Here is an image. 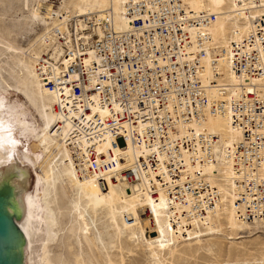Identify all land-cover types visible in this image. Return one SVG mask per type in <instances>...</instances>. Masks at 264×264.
Masks as SVG:
<instances>
[{"label": "built area", "instance_id": "1", "mask_svg": "<svg viewBox=\"0 0 264 264\" xmlns=\"http://www.w3.org/2000/svg\"><path fill=\"white\" fill-rule=\"evenodd\" d=\"M124 17L126 30L111 11L62 21L36 65L57 97L54 112L71 125L65 144L80 176L105 187L120 169L128 185L165 197L171 227L186 237L218 210L223 185L238 220L264 222V97L253 83L264 79V17L226 47L212 35L217 15L196 13L184 0H127ZM226 60L235 86L219 82ZM219 116L240 132L232 145L203 127ZM209 167H222L213 180Z\"/></svg>", "mask_w": 264, "mask_h": 264}, {"label": "bare ground", "instance_id": "2", "mask_svg": "<svg viewBox=\"0 0 264 264\" xmlns=\"http://www.w3.org/2000/svg\"><path fill=\"white\" fill-rule=\"evenodd\" d=\"M126 1L74 0L72 5L64 4L53 9V6L40 7L38 0H30L31 5H38V16L46 14L50 28H47L27 48L18 45L17 35L12 34L14 31L9 32L4 26V20L0 19V90L17 93L36 111L43 123L38 138L45 148L44 153L50 159L45 165L37 166L39 172L37 169L35 180L44 198L40 264H97L96 256L101 254L104 256V264H116L113 262L114 252L117 250L123 252L122 244L125 241L131 246L134 243L145 242L151 254V264H160L163 253L168 252L171 257L174 255L178 247L175 244L179 240L185 241L187 246L195 244L197 246L202 243V238L217 236V233L207 236L204 234L206 231H218L216 221L220 220V223L222 221L221 210L229 221L226 229L231 233L228 235L230 241L242 239L243 237L239 235L245 227L249 231L264 229V222L251 225L238 220L233 206L231 187L224 185L219 187L223 200L218 210L210 216L206 225H198L186 230L188 236L186 237L183 235L184 232L181 230L177 232L171 227L165 197L161 195L158 200H154L146 191L147 187L128 185L124 182L120 169L115 174L105 177V187L102 186L104 182L81 177L78 173L70 149L65 144L71 125L69 122L66 123L62 115L54 112L57 97L43 86L37 75L36 65L49 49L52 29L59 26L62 21L82 18L89 14L102 16L111 11L117 28L128 29L129 23L124 17ZM184 3L188 9L196 13L209 12L217 15L211 31L215 41L225 47L230 41H239L247 36L257 18L264 17V0H184ZM30 21L31 19H27L25 23ZM58 53L59 51L55 50L53 56L56 57ZM12 59L15 62H10ZM219 71L224 75L219 82L232 86L239 82L231 70L229 61H224ZM212 73L210 69L207 70V76L210 77ZM253 83L260 88L264 97V79L254 80ZM60 122H63V125L61 131H58L56 125ZM203 127L208 132L219 135L227 145H232L240 139V132L231 125L228 117H209ZM126 152L129 161L132 163L136 161L137 153L132 146H129ZM30 166L34 168L36 165L32 163ZM221 170L222 167L205 169L212 180L214 172L220 173ZM223 170L226 179H229L232 175L230 167L226 166ZM65 197H69V202H64ZM225 201L230 202L232 210L227 206L223 209ZM145 209L150 211L151 216L150 219L143 221L140 218L142 215L140 211ZM66 215L71 217L69 223L64 221ZM237 220L243 229L238 225ZM151 225L155 229L156 236L148 238L146 234ZM65 233L68 234L67 251L71 256L70 260L59 254L52 255L54 245Z\"/></svg>", "mask_w": 264, "mask_h": 264}, {"label": "rangeland", "instance_id": "3", "mask_svg": "<svg viewBox=\"0 0 264 264\" xmlns=\"http://www.w3.org/2000/svg\"><path fill=\"white\" fill-rule=\"evenodd\" d=\"M73 3L74 0H38V5H40V7L41 5H45L46 7L53 6V9H55L54 7H62L64 4L72 5ZM0 5V19L2 18V20H4V26L9 32L14 31L12 34L17 35L16 41L22 48L29 47L30 43L32 44L47 28H50L49 21H47V17L45 16L46 14H39L38 16V5H31L30 0H2ZM27 19H31V21L26 24L25 21H27ZM10 62L13 63L15 61L12 59ZM8 73L11 74L9 71ZM11 76L13 75L11 74ZM11 82L12 81H9V83ZM0 97L11 102L14 101V103L21 105L37 136L40 134L43 123L38 117L36 111L25 102L22 96L17 95V93L13 91L5 92L0 90ZM49 160L50 159L43 152L33 162V165L36 166H34V168L31 166L28 167L34 182H36L35 180L37 178L38 167L45 165L49 162ZM65 198L64 202H69V197ZM229 203L230 202L225 201L223 209L227 206L232 210ZM140 215V218L143 221L150 219V217H147L146 209L141 210ZM226 216L227 215L223 212V210H221V223L220 220L215 219L217 220L216 230L218 231H206L204 234L207 236L208 234L217 233V236L204 237L202 238V243L197 246H195L196 244L193 246H187L185 245V241L179 240V242L175 244L178 245V247L176 248L174 255L171 257L168 252L163 253V258L161 259L162 263L160 264H264V229L259 231H249V229L245 227L244 230L239 225L240 223L237 220L238 225L243 229V232L239 236L243 238L230 241L228 240V235L231 233L226 229L229 222ZM64 221L65 223H69L71 221V217L66 215ZM220 229L221 231H219ZM221 232L225 235H222ZM91 235L93 236L92 232ZM146 236L148 238L156 236L155 229L152 225L149 226ZM67 237L68 234L65 233L59 240L60 242L58 241L56 245H54L52 255L57 256L59 254L66 260L71 259V256L67 251ZM122 249L123 252L118 250L114 252L115 257L113 258V262L116 264H151L152 262L151 254L145 242L134 243L131 246L130 243L125 241V243L123 242L122 244ZM96 257L98 259L96 262L97 264H104V256L102 254L100 256L97 255Z\"/></svg>", "mask_w": 264, "mask_h": 264}, {"label": "water", "instance_id": "4", "mask_svg": "<svg viewBox=\"0 0 264 264\" xmlns=\"http://www.w3.org/2000/svg\"><path fill=\"white\" fill-rule=\"evenodd\" d=\"M44 151L21 105L0 97V264H40L44 198L28 167Z\"/></svg>", "mask_w": 264, "mask_h": 264}]
</instances>
